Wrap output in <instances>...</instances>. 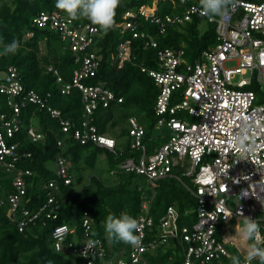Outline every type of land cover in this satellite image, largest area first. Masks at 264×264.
I'll return each instance as SVG.
<instances>
[{
	"label": "built area",
	"instance_id": "built-area-1",
	"mask_svg": "<svg viewBox=\"0 0 264 264\" xmlns=\"http://www.w3.org/2000/svg\"><path fill=\"white\" fill-rule=\"evenodd\" d=\"M187 1L180 0V3ZM183 9L180 14H165L161 18L154 10L141 5L138 9H126L118 23L122 31L143 37L142 32L136 31L134 19L138 15L159 23L161 31L165 23H183L198 17L213 24L215 44L203 49L192 63L183 58L182 49L166 48L158 51L159 69L140 67L160 88L155 100V128L166 126L169 132L166 140L148 154L143 143V127L135 117L129 118L130 148L139 153L118 167L142 175L143 190L151 192L150 197L144 196L139 213L133 217L138 224L135 232L138 243L121 242L118 249L109 242L104 243L101 237L92 235L95 221L84 211L80 235L75 226L67 223L55 224L51 229L54 249L79 259L72 264H175L172 255L160 262L151 259L159 251L165 253L172 243L181 249V260L176 264H232V256L238 257L240 264H247L246 247L251 242H246L241 249L236 241L225 240L227 234L237 232L241 212L259 222L264 236V101L256 102L257 91L264 93V0H233L227 19H209L195 4H186ZM32 23L57 32L65 42L64 48L75 54L79 66L72 70L71 79L64 81L58 76L57 81L61 83L62 93L68 94L72 88L79 90L85 117L78 126L63 118L60 110L47 103L49 94L41 96L24 87L15 66L0 72V94L5 97V109L0 110V167L9 174L13 172L7 215L20 232L39 218L53 220L58 215L55 196L59 189L55 180L45 185L46 200L36 210L21 207L28 202L23 176L31 171L17 168L16 163L31 153L19 151L16 136L24 127L21 113L28 103L45 108L52 119L59 121L64 136L56 143L62 150L66 146L63 139L69 135L80 143L91 141L109 150H114L116 142L112 137L96 133V127L90 123L98 101L107 106L108 100L114 98L103 84L84 81L98 68L99 55L95 50L88 51L98 28L76 21L57 8L40 11ZM150 44L157 46L153 40ZM129 45L128 39L119 44L118 66L129 59ZM48 70L58 75L56 69L49 67ZM252 85L258 86V90L249 87ZM24 128L31 141L42 140V133L31 122ZM62 150L54 160L55 174L67 185L71 183V176ZM116 171L113 169L110 173ZM166 177L177 179L194 204L183 213L171 205L155 222L151 214L153 190L157 181ZM3 203L0 197V206ZM232 220L235 231H230L228 226ZM89 241H96L91 249L87 247ZM229 244L236 248V253L229 249ZM258 261L254 259L251 264Z\"/></svg>",
	"mask_w": 264,
	"mask_h": 264
},
{
	"label": "trees",
	"instance_id": "trees-1",
	"mask_svg": "<svg viewBox=\"0 0 264 264\" xmlns=\"http://www.w3.org/2000/svg\"><path fill=\"white\" fill-rule=\"evenodd\" d=\"M195 4L200 7L199 0H188L181 4L180 0H120L115 10L114 25L104 32L98 25L93 24L86 17L74 19L90 23L98 28V35L93 39L88 51L95 50L99 55V64L93 76L84 79L86 84H103L111 91L114 98L108 100L107 106L99 100L91 114L90 123L96 127V133H108L115 139L114 150L97 146L91 141L80 143L70 135L63 139L66 143L64 150L59 148L56 141L63 138L59 121L52 119L45 108L28 103L22 110L23 126L30 122L36 131L42 133L40 141L33 142L27 137L23 127L17 134L19 151H28L30 157H22L16 163L17 168L28 169L31 174L24 175L28 202L21 207L36 210L46 200L48 189L46 184L55 180L59 193L56 194L58 207L57 218L46 220L39 218L35 223L23 231H18L15 223L7 215V196L12 191L11 178L13 172L7 173L0 167V264H72L77 262L67 252L56 251L52 245L51 229L55 224L67 223L75 226L77 234L82 233L81 217L87 211L94 218L93 236L101 237L104 243L109 242L118 249L121 242L109 241L104 232V221L108 214L119 215L127 212L132 217L137 216L144 196L150 197L149 189L143 190L145 179L134 172L119 170V164L130 156L138 155L139 151L130 148L129 118L135 117L144 129L143 143L150 154L162 144L166 135L156 134L155 100L159 93V85L146 69H159L158 51L166 48L183 50L186 62H194L203 49L215 44V30L213 24L204 20L208 27L200 31L201 18L193 17L191 21L183 23H165L161 31L160 24L151 22L149 18L138 15L136 31L144 34L134 37L128 30L122 31L118 23L126 9H138L141 5L155 11L156 15L180 14L185 5ZM55 0H0V72L13 65L18 70L24 87L38 92L41 96L49 94L47 103L60 110L65 119L72 120L76 126L84 119V108L78 89L72 88L68 94L62 93L57 77L64 81L71 79L72 70L79 66L75 62V54L64 48L57 32L49 28H40L32 23V18L40 11L55 9ZM33 34L29 36L28 34ZM129 40V59L119 64V44ZM13 40L19 48L15 54H3L4 47ZM151 40L157 43L152 47ZM49 67L56 69L54 74ZM251 88L254 85L249 86ZM118 98L121 101H118ZM5 109V97L0 94V110ZM113 135V136H112ZM107 136V135H106ZM117 138H115V137ZM124 137L125 140L117 141ZM165 137V138H164ZM69 164L71 183L64 184L51 169L49 161H54L60 151ZM99 154L107 156L109 170L117 169L114 173L116 180L106 184L100 177L90 175L87 182L82 183V169H93ZM78 186V187H77ZM141 186V189H139ZM151 200V214L155 222L164 214L167 207L175 205L181 213L190 208L194 202L188 191L173 177H166L157 181ZM95 234V235H94ZM179 245L169 246L165 253L159 251L156 262L165 261L172 255L173 263L181 260ZM75 262V261H74ZM255 264H261L259 260Z\"/></svg>",
	"mask_w": 264,
	"mask_h": 264
},
{
	"label": "clouds",
	"instance_id": "clouds-1",
	"mask_svg": "<svg viewBox=\"0 0 264 264\" xmlns=\"http://www.w3.org/2000/svg\"><path fill=\"white\" fill-rule=\"evenodd\" d=\"M119 4L120 0H55V7L72 19L86 17L104 32L113 27L115 10ZM199 5L201 14L209 19L217 17L227 19L230 7L233 6V0H199ZM18 48V42L13 40L4 47L3 54H15ZM110 174L115 176L113 173ZM240 216L242 219L236 236L245 242H251L247 243L246 247L247 264H251L252 260L257 258L261 264H264V236L261 235L259 222L250 216H244L242 212ZM137 228V220L127 212H122L119 215L108 214L104 221V232L109 241L115 240L135 245L138 243V237L135 235ZM95 243L96 241H89L87 247L91 249ZM230 259L232 264H240L238 257L232 256Z\"/></svg>",
	"mask_w": 264,
	"mask_h": 264
},
{
	"label": "rangeland",
	"instance_id": "rangeland-1",
	"mask_svg": "<svg viewBox=\"0 0 264 264\" xmlns=\"http://www.w3.org/2000/svg\"><path fill=\"white\" fill-rule=\"evenodd\" d=\"M7 1H9V0H7ZM199 27H200V31H204L208 27V25L202 19L201 22H199ZM232 64H233V62H228V65H232ZM262 87L264 88V85H262ZM253 89L255 91H257L258 90V86H254ZM261 101H264V93H258V91H257V99H256V102H261ZM154 132L156 134H160L161 133L162 135H166L167 134V131L165 130V128H164L163 132H161V129L160 128L155 129ZM105 135L110 136L108 133H105ZM123 140H125L124 137H122V138L120 137L117 141H119V143H120ZM48 165L50 166L51 169H54L55 168L54 161H49L48 162ZM81 172H82V183L87 182L88 177L90 175H92V174L100 177L106 184H112L116 180V177L115 176H112L109 173V169H108V165H107V156L105 154H99V156L97 158V161H96V164H95V166H94L93 169L85 168V169H82ZM229 224L230 225H228V226L230 228V231H235L236 230V228H235L236 227L235 226V222L232 220L231 222H229ZM228 246H229V249L230 250H232V251H234L236 253V248L235 247H233L231 244H229Z\"/></svg>",
	"mask_w": 264,
	"mask_h": 264
},
{
	"label": "crops",
	"instance_id": "crops-1",
	"mask_svg": "<svg viewBox=\"0 0 264 264\" xmlns=\"http://www.w3.org/2000/svg\"><path fill=\"white\" fill-rule=\"evenodd\" d=\"M226 241L232 240V241H236L237 245L239 246V248L244 249L246 246V242L240 238H238L236 236V232H230L229 234H227Z\"/></svg>",
	"mask_w": 264,
	"mask_h": 264
}]
</instances>
